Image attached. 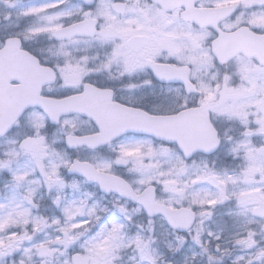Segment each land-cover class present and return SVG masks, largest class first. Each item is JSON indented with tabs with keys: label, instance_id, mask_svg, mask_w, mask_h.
<instances>
[{
	"label": "snow or ice",
	"instance_id": "1",
	"mask_svg": "<svg viewBox=\"0 0 264 264\" xmlns=\"http://www.w3.org/2000/svg\"><path fill=\"white\" fill-rule=\"evenodd\" d=\"M0 264H264V0H0Z\"/></svg>",
	"mask_w": 264,
	"mask_h": 264
}]
</instances>
